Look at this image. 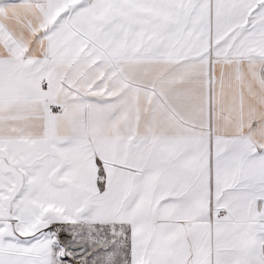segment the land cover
I'll return each instance as SVG.
<instances>
[{
  "label": "snow or ice",
  "instance_id": "6c2138e0",
  "mask_svg": "<svg viewBox=\"0 0 264 264\" xmlns=\"http://www.w3.org/2000/svg\"><path fill=\"white\" fill-rule=\"evenodd\" d=\"M0 264H264V0H0Z\"/></svg>",
  "mask_w": 264,
  "mask_h": 264
}]
</instances>
